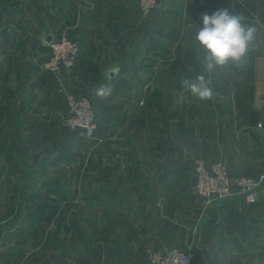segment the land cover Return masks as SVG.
Here are the masks:
<instances>
[{
    "label": "rangeland",
    "instance_id": "obj_1",
    "mask_svg": "<svg viewBox=\"0 0 264 264\" xmlns=\"http://www.w3.org/2000/svg\"><path fill=\"white\" fill-rule=\"evenodd\" d=\"M157 1L155 8L145 13L139 0H63L65 23L60 35L67 34L79 45V39L90 36L93 29L80 31L77 24L124 20L123 29H97L96 35L102 31L109 36L122 33L124 44L129 43L130 54L124 53V57L131 56L136 49L138 58L134 62L142 68L136 74L112 76L109 70L102 72L112 61L103 60L98 62L102 74L100 68L93 69L94 73L99 71L97 75L89 71L70 87L66 86L64 93L72 92L93 100L98 127L88 137L66 125L67 113L56 124L34 125L33 130V125L11 123V100L7 91L1 92L9 81V45L0 40V85L3 86L0 87V223H15L2 242L5 248L0 251L1 260L8 259L12 264H124V148L132 147L130 132L124 131V114L141 105L140 113L137 114L135 108L131 117L147 122L152 120L153 110L157 113L160 108V122L167 128L168 105L176 102L177 118L184 126L185 104L194 97L182 89L181 80L186 74L195 77L200 72L195 63L193 36L197 28L203 26L204 14L227 9L230 13L242 14L245 22L258 30L245 67H229L213 75V85L220 97L217 95L211 101L222 100L223 96L230 95L227 92L235 83L247 81V69L264 67V0ZM52 2L1 0L0 24L41 25L43 16L47 15L42 10H49ZM58 7H53L52 11L61 18L58 12L61 4ZM30 8L34 13L28 17L26 13ZM10 10H16V14L6 15ZM36 10H40L41 16ZM17 11H21L22 16L17 15ZM41 32L42 28L36 31ZM30 40L33 54L28 51L25 64L32 62V54L34 68L54 73L43 66L51 53L35 57L41 43H36L38 36ZM18 48L24 49L23 45ZM121 64L116 61L112 69L120 70ZM189 66L194 71L188 72ZM101 84L112 88V95L105 100L92 94V89ZM127 84L135 87L129 89ZM156 102L158 108L153 107ZM139 142L146 147V141ZM54 152L61 155L58 164L49 162ZM200 157L204 158L195 155L191 159L194 173L195 160ZM194 194L199 196L196 190ZM255 227V234L234 236L233 247L221 252L218 259L229 264H264V220ZM207 238L198 233L189 244L171 245L190 247L194 261ZM149 250L141 264H151L147 259Z\"/></svg>",
    "mask_w": 264,
    "mask_h": 264
},
{
    "label": "crops",
    "instance_id": "obj_2",
    "mask_svg": "<svg viewBox=\"0 0 264 264\" xmlns=\"http://www.w3.org/2000/svg\"><path fill=\"white\" fill-rule=\"evenodd\" d=\"M59 4L61 18L52 11ZM63 5V0H53L48 5L49 10H42L47 15L43 16L41 25L0 24V40L9 45V81L1 92L7 91L11 100V123L56 124L67 113L66 86L70 87L89 71L92 75L99 71L102 74L112 69L116 61L123 63L116 75L136 74L142 69L134 62L138 58L136 49L131 56L124 57V53L130 54L129 43L124 44L122 33L109 36L102 31L96 35L97 29H123L124 20L77 24L80 31H93L90 36L79 39L80 51L74 66L57 74L34 68L30 39L38 36L36 43H41L39 48L36 47L35 57L50 52L48 47L45 48L44 40L59 37L65 23ZM31 13H34L32 8L26 15L31 17ZM36 14H40V10H36ZM17 15L22 16V12L17 11ZM39 28H42L41 34L36 33ZM19 45L24 49L20 50ZM29 50L32 62L28 65L24 61ZM126 59L129 61L124 65L122 61ZM103 60L112 61V64L105 65L103 69L106 70L101 72L102 66L98 62ZM245 73L248 80L235 83V87L227 92L230 95L223 96L222 100L194 98L185 104L184 126L178 121L176 102L168 105L167 128L160 122L158 102L153 105L158 111L153 110L151 121L131 117L135 108V112L140 113L141 105L124 114V131L131 133L128 141L132 145L124 148V264H141L148 249L189 244L198 233L208 240L203 241L205 245L199 247L192 264H229L218 256L233 247L232 238L256 233V224L264 220V195L256 203H248L236 195L206 204L194 194L195 173L191 160L196 155L203 156L208 164L221 161L233 181L239 176H255L264 170V67L247 69ZM126 87L133 89L135 86L127 84ZM139 141H146V147ZM60 158V153L54 152L49 162L58 164ZM4 238L0 242V251L5 248ZM1 263L12 264L8 259L0 258Z\"/></svg>",
    "mask_w": 264,
    "mask_h": 264
},
{
    "label": "built area",
    "instance_id": "obj_3",
    "mask_svg": "<svg viewBox=\"0 0 264 264\" xmlns=\"http://www.w3.org/2000/svg\"><path fill=\"white\" fill-rule=\"evenodd\" d=\"M157 0H139L140 8L148 13L157 5ZM51 57L44 63L45 70L54 73L64 68H71L79 54L78 43L63 33L52 41L47 42ZM67 116L65 123L73 130L85 136H92L98 127V119L94 103L90 97L72 92L65 93ZM262 124L259 123V126ZM235 184V187L233 186ZM195 190L206 204L242 196L248 203H256L264 195V170L255 176L242 175L234 181L227 168L221 161L208 164L205 158L195 160ZM193 250L183 249L176 245L165 246L161 249H151L147 259L151 264H192Z\"/></svg>",
    "mask_w": 264,
    "mask_h": 264
},
{
    "label": "clouds",
    "instance_id": "obj_4",
    "mask_svg": "<svg viewBox=\"0 0 264 264\" xmlns=\"http://www.w3.org/2000/svg\"><path fill=\"white\" fill-rule=\"evenodd\" d=\"M203 26L193 36L196 51L195 63L200 72L195 77L185 75L181 87L199 101H210L218 95L213 85V75L229 67L243 69L245 60L257 39V27L245 22L240 13L220 9L204 14ZM188 72L194 71L189 66ZM185 73V72H184ZM95 97L105 100L112 95L110 86L101 84L92 89Z\"/></svg>",
    "mask_w": 264,
    "mask_h": 264
},
{
    "label": "water",
    "instance_id": "obj_5",
    "mask_svg": "<svg viewBox=\"0 0 264 264\" xmlns=\"http://www.w3.org/2000/svg\"><path fill=\"white\" fill-rule=\"evenodd\" d=\"M53 40V37H47L46 41L50 42ZM124 65H126V63H124ZM122 67V64H121ZM118 72V69H109V73L114 76L116 75V73ZM14 222H2L0 223V242L2 241V239L4 238L5 233L11 231L14 228Z\"/></svg>",
    "mask_w": 264,
    "mask_h": 264
},
{
    "label": "trees",
    "instance_id": "obj_6",
    "mask_svg": "<svg viewBox=\"0 0 264 264\" xmlns=\"http://www.w3.org/2000/svg\"><path fill=\"white\" fill-rule=\"evenodd\" d=\"M0 2H1V0H0ZM93 101V100H92Z\"/></svg>",
    "mask_w": 264,
    "mask_h": 264
}]
</instances>
